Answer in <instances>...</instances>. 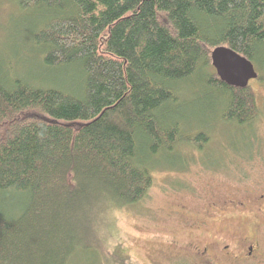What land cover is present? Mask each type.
Listing matches in <instances>:
<instances>
[{
    "label": "trees",
    "instance_id": "1",
    "mask_svg": "<svg viewBox=\"0 0 264 264\" xmlns=\"http://www.w3.org/2000/svg\"><path fill=\"white\" fill-rule=\"evenodd\" d=\"M14 1L36 13L27 37L44 75L77 64L82 79L74 93L0 69V196L19 197L0 209V264H68L85 249L82 214L133 206L151 159L183 139L201 149L207 135L184 138L169 115L178 87L215 91L216 121L250 128L257 116L249 83L220 81L210 51L264 68V0Z\"/></svg>",
    "mask_w": 264,
    "mask_h": 264
},
{
    "label": "rangeland",
    "instance_id": "2",
    "mask_svg": "<svg viewBox=\"0 0 264 264\" xmlns=\"http://www.w3.org/2000/svg\"><path fill=\"white\" fill-rule=\"evenodd\" d=\"M35 15L21 10L14 0H0V69L13 71L31 85L80 91L77 64L67 67L71 74L58 70L44 75L41 52L27 37ZM253 65L259 78L249 81L257 104L250 128L216 121L214 112L221 105L215 91L209 96L202 87H178L179 97L169 106V115L181 122L184 138L202 131L206 142L199 149L183 139L172 154L151 159L152 184L133 206H110L106 212L93 207L82 214L85 220L76 239L85 249L71 255L68 264H181L174 260L170 246L173 230L183 225L171 213L176 205L184 204L185 212L196 217L200 196L211 179H264V68ZM18 200L14 194L0 196V209L5 211Z\"/></svg>",
    "mask_w": 264,
    "mask_h": 264
},
{
    "label": "flooded vegetation",
    "instance_id": "3",
    "mask_svg": "<svg viewBox=\"0 0 264 264\" xmlns=\"http://www.w3.org/2000/svg\"><path fill=\"white\" fill-rule=\"evenodd\" d=\"M204 189L196 217L185 212L184 204L171 212L183 223L173 230L175 239L170 242L174 260L181 264H264V179L216 178Z\"/></svg>",
    "mask_w": 264,
    "mask_h": 264
},
{
    "label": "water",
    "instance_id": "4",
    "mask_svg": "<svg viewBox=\"0 0 264 264\" xmlns=\"http://www.w3.org/2000/svg\"><path fill=\"white\" fill-rule=\"evenodd\" d=\"M210 62L220 81L228 85L243 88L258 76L249 59L224 45L210 51Z\"/></svg>",
    "mask_w": 264,
    "mask_h": 264
}]
</instances>
